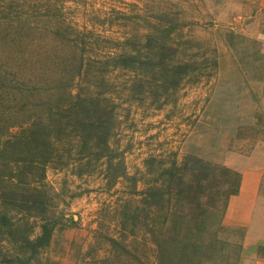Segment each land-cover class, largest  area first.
<instances>
[{
  "label": "rangeland",
  "instance_id": "rangeland-1",
  "mask_svg": "<svg viewBox=\"0 0 264 264\" xmlns=\"http://www.w3.org/2000/svg\"><path fill=\"white\" fill-rule=\"evenodd\" d=\"M253 3L0 0V264L230 258L228 240L214 236L238 180L226 156L264 139V9ZM149 42L168 55L148 73L126 68V55ZM78 54H119L117 70L104 63L101 78L115 115L110 149L98 159L66 136L73 127L53 125L62 157L32 167L26 144L4 141L81 90ZM45 223L51 239L35 246Z\"/></svg>",
  "mask_w": 264,
  "mask_h": 264
},
{
  "label": "trees",
  "instance_id": "trees-1",
  "mask_svg": "<svg viewBox=\"0 0 264 264\" xmlns=\"http://www.w3.org/2000/svg\"><path fill=\"white\" fill-rule=\"evenodd\" d=\"M166 45H160L159 50L157 49L154 52L156 45H153V42L145 43V46H142L138 56H133L132 53H128L125 60V67L132 68L133 64H138V69L140 68L144 73L151 71V67H155L160 62L154 63V58L156 56L166 57V51H160ZM77 50L79 46H76ZM147 49V50H146ZM162 54V55H161ZM168 55V53L166 54ZM162 57V58H163ZM112 64V70H117L121 60L119 54H115L107 57L106 59L101 58H89L84 55L78 54V57L73 61L72 66L76 68L75 76H79L80 87L77 93H72V91H67L66 86L62 85L60 88L67 91L66 98L58 99V101L53 105L56 107L55 111L51 110L46 117V120H37L33 121L30 126H21V130L16 133L14 136H9V138L4 141L5 149L6 147H13L18 142H22L27 145V160L32 167H46L57 154V158L62 157L57 153L58 144L56 141L61 139V131L56 133L53 132V125L55 127L60 126L64 128L73 127V132L66 134V136L75 137L79 139V142H82V147L89 150V154L95 155L96 158L100 159L104 156L105 152L109 151L110 147L108 145V139L112 133L113 126L112 123L115 121L114 109L111 105L106 104L107 98L104 95V86L101 85L102 74H106L103 64ZM189 68L188 63L186 67L184 64L177 65L176 73L184 75L187 73ZM74 76V77H75ZM73 79V77H72ZM63 96V95H62ZM48 103L49 106H52V102ZM44 103V104H45ZM24 124V123H23ZM21 125V124H20ZM15 125H8V134L10 133L9 128L11 129ZM49 131H48V130ZM31 145L33 149L31 148ZM4 149V148H3ZM3 150V152L5 151ZM30 150V152H28ZM82 154L81 159L85 157L84 153ZM28 158H31L28 160ZM18 161L17 159L12 160L13 163ZM24 161V160H23ZM237 183V182H236ZM234 189L229 191V194L233 192ZM42 234L39 236L35 242V246H43L48 243L51 239L52 229L48 224L42 225Z\"/></svg>",
  "mask_w": 264,
  "mask_h": 264
},
{
  "label": "crops",
  "instance_id": "crops-1",
  "mask_svg": "<svg viewBox=\"0 0 264 264\" xmlns=\"http://www.w3.org/2000/svg\"><path fill=\"white\" fill-rule=\"evenodd\" d=\"M253 6L263 10L264 0H254ZM259 31L264 53V26ZM225 164L238 173V180L214 229L219 241L227 239L231 245L230 258L220 264H264V139L250 151L228 152ZM237 229V234L228 232Z\"/></svg>",
  "mask_w": 264,
  "mask_h": 264
}]
</instances>
